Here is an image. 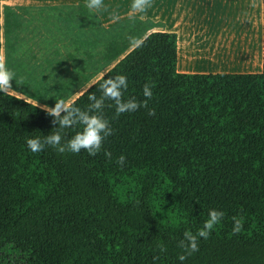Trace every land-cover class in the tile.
Returning a JSON list of instances; mask_svg holds the SVG:
<instances>
[{
	"label": "trees",
	"instance_id": "trees-1",
	"mask_svg": "<svg viewBox=\"0 0 264 264\" xmlns=\"http://www.w3.org/2000/svg\"><path fill=\"white\" fill-rule=\"evenodd\" d=\"M3 27L9 35L21 24L0 0V63ZM142 37L110 42L103 59L116 64L72 102L86 109L117 75L127 78L124 100L142 102L152 86V116L141 107L116 117L105 101L100 114L113 134L96 156L50 146L33 153L26 138L58 125L40 106L0 93V264H9V246L15 264H264V62L260 74H180L175 33L137 44ZM80 130L65 129V139ZM211 210L223 218L180 261L178 241ZM234 216L243 219L239 234Z\"/></svg>",
	"mask_w": 264,
	"mask_h": 264
},
{
	"label": "rangeland",
	"instance_id": "rangeland-1",
	"mask_svg": "<svg viewBox=\"0 0 264 264\" xmlns=\"http://www.w3.org/2000/svg\"><path fill=\"white\" fill-rule=\"evenodd\" d=\"M34 1L38 0H1L3 8H15L21 24L20 29H13L9 35H5L3 27L2 63L15 74L14 90L9 94L43 109L54 107L55 99H77L100 80L116 63L103 59L110 42L133 44L145 32L146 25L141 26L137 20H127L105 30L90 11H78L68 5L59 9L26 7ZM17 3L22 6L17 8ZM104 6L122 9L127 2L104 0ZM2 255L9 264L19 259L12 246L3 250Z\"/></svg>",
	"mask_w": 264,
	"mask_h": 264
},
{
	"label": "crops",
	"instance_id": "crops-1",
	"mask_svg": "<svg viewBox=\"0 0 264 264\" xmlns=\"http://www.w3.org/2000/svg\"><path fill=\"white\" fill-rule=\"evenodd\" d=\"M126 2L122 9L104 7L95 13L100 26L111 30L127 20L143 21L145 32L137 44L152 32L175 33L178 73H262L264 0H153L152 7L142 14L131 12L133 0ZM82 3L85 6V0H38L26 7L59 9L68 5L78 9ZM114 15L118 18L113 19Z\"/></svg>",
	"mask_w": 264,
	"mask_h": 264
},
{
	"label": "clouds",
	"instance_id": "clouds-1",
	"mask_svg": "<svg viewBox=\"0 0 264 264\" xmlns=\"http://www.w3.org/2000/svg\"><path fill=\"white\" fill-rule=\"evenodd\" d=\"M153 5V0H133L131 12L142 14L148 11ZM85 7L89 11L98 13L104 6V0H85ZM113 16V19H117ZM15 74L9 71L3 63H0V93L9 94L13 91L12 81ZM151 85L143 86V96L145 99L138 102L133 98L123 99V93L128 88L127 78L124 75H117L103 79L99 84L100 97L93 93L89 95L90 103L86 109L75 106L74 103L63 98L55 99V106H44L46 113L53 117L54 127L52 132L41 137L26 138V145L30 151L37 153L43 151L45 147L50 146L58 153L71 152L79 154L81 150L87 151L91 156H96L103 148L104 140L113 134L110 123L100 113L105 107V101H111L115 105V115L119 117L122 114L135 112L144 107L148 110V115H155L154 108H148V102L152 99ZM80 126L81 130L73 135L70 139H65V129ZM105 156L111 160V153L104 151ZM116 163L123 168L126 164V157L122 154L116 159ZM224 213L217 210H211L209 217L204 221L202 227L193 234L185 231L183 239L178 241V247L181 248L182 254L178 256L180 261H185L188 256L199 251V238L207 240L211 235L214 227L221 221ZM233 234H239L243 229V219L239 216L232 217ZM161 251L166 249L161 246Z\"/></svg>",
	"mask_w": 264,
	"mask_h": 264
}]
</instances>
